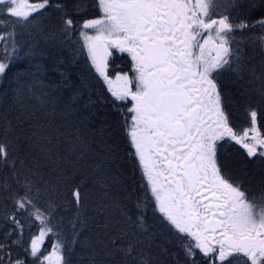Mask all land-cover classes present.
I'll return each instance as SVG.
<instances>
[{
  "label": "snow or ice",
  "instance_id": "6c2138e0",
  "mask_svg": "<svg viewBox=\"0 0 264 264\" xmlns=\"http://www.w3.org/2000/svg\"><path fill=\"white\" fill-rule=\"evenodd\" d=\"M94 7L99 15L77 20L86 15L82 0H0V78L35 56L40 42L70 47L86 51L114 107L129 105L121 128L146 195L133 197L132 206L120 202L122 207L107 195L116 182L104 170L109 149L94 178L104 193L96 204L104 223L102 246L91 258L99 254L111 264H264V195L250 197L220 154L234 143L249 159L264 160L257 122L258 112L264 114V60L258 71L249 55L254 49L264 57V13L253 18L264 0H95ZM49 10L54 15L46 16ZM257 29L261 34H248ZM117 53L127 55L128 71L113 64ZM225 73L247 77L244 95L256 97L250 126L242 131L221 85ZM43 74L39 66L14 73V96L23 100ZM54 131L38 125L24 138L7 130L0 136V171L8 172L0 175V264H70L69 240L58 231L62 221L53 223L57 201L70 196L79 212L86 197L80 184L54 167ZM70 143L85 150L79 133ZM148 208L162 230L147 223ZM37 221L38 234L31 233ZM80 222L78 214L73 233Z\"/></svg>",
  "mask_w": 264,
  "mask_h": 264
},
{
  "label": "trees",
  "instance_id": "16d2710c",
  "mask_svg": "<svg viewBox=\"0 0 264 264\" xmlns=\"http://www.w3.org/2000/svg\"><path fill=\"white\" fill-rule=\"evenodd\" d=\"M94 3L95 0H82V7L87 10L86 15L77 16L76 19L99 15ZM261 13H264V9L254 12L253 18ZM45 15L52 16L54 13L49 10ZM248 34L259 35L256 30ZM249 55L253 57V65L259 71L264 57L254 49ZM120 58V64H130L126 56L121 55ZM37 66L44 73L41 83L32 88L23 100L17 99L13 92L16 87L11 79L13 74L17 71H35ZM245 79L247 77L241 79L231 73H225L220 78L233 124L239 131L250 126L249 105L256 106L254 95H244L242 85ZM113 105V98L106 85L91 69L86 51L76 53L70 47H53L40 42L35 56L24 58L7 76L0 78V136L5 135L7 130L10 135L24 138L38 125L46 126L50 131L54 129V135L58 137L55 140L57 153L54 167L63 169L74 184H80L86 197L82 200L79 212L74 202H68L70 196L57 201L58 208L53 223L62 221L58 231L69 240L71 254L67 258L70 264H111L110 258L99 254L95 260L91 258L93 249L99 253L102 246L104 223L103 215L96 211V204L104 193L101 186L95 185L94 178L109 149L112 156L105 162L104 170L115 176L116 182L110 185L107 195L116 203L124 202L129 206L136 202L133 197L143 198L146 195L140 187L141 174L135 160L129 156V146L121 128L122 112L129 105ZM257 122L264 131V114L258 112ZM77 133L80 141L86 145L84 151H79L77 145L70 143ZM220 154L228 171L249 189L250 197L264 194V160L249 159L234 143L223 145ZM0 175L7 176V169L0 171ZM78 214L81 222L77 223V231L73 233L72 223ZM147 223L162 230L151 208L147 210ZM35 224L31 233L38 234L39 222ZM31 233H26V237L30 239ZM73 236L76 237L75 243H71ZM50 247L51 238L46 242L45 254ZM173 253L175 254V249Z\"/></svg>",
  "mask_w": 264,
  "mask_h": 264
},
{
  "label": "rangeland",
  "instance_id": "374dc122",
  "mask_svg": "<svg viewBox=\"0 0 264 264\" xmlns=\"http://www.w3.org/2000/svg\"><path fill=\"white\" fill-rule=\"evenodd\" d=\"M233 15H236V14L233 13ZM256 31H258V33L261 34V30L257 29ZM121 55L127 57L126 54H119V53H117L115 59L113 58V61L115 62L114 65L119 66V67L117 68L118 71H128L129 68L131 67V65L128 64V65L126 66V65L120 64V63H121V58H120ZM127 58H128V57H127ZM127 68H128V69H127ZM112 75L114 76V73H113ZM249 118H250V117H249ZM263 195H264V194H263ZM260 196H261V195H257V197H255V198H259Z\"/></svg>",
  "mask_w": 264,
  "mask_h": 264
}]
</instances>
